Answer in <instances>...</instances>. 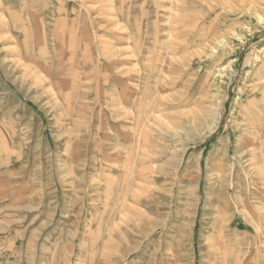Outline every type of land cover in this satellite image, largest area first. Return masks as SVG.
Listing matches in <instances>:
<instances>
[{
    "label": "rangeland",
    "instance_id": "374dc122",
    "mask_svg": "<svg viewBox=\"0 0 264 264\" xmlns=\"http://www.w3.org/2000/svg\"><path fill=\"white\" fill-rule=\"evenodd\" d=\"M0 7V264H264V0Z\"/></svg>",
    "mask_w": 264,
    "mask_h": 264
},
{
    "label": "bare ground",
    "instance_id": "6f19581e",
    "mask_svg": "<svg viewBox=\"0 0 264 264\" xmlns=\"http://www.w3.org/2000/svg\"><path fill=\"white\" fill-rule=\"evenodd\" d=\"M0 10H2V8L0 7ZM5 12L3 13V14H0V30L2 31V30H8V29H10V25L7 23V21H6V15H7V11L6 10H4ZM10 32V31H9ZM2 40H6V41H12V42H16L17 41V39L15 38V36L14 35H11V37H9V36H6V37H4ZM18 42V41H17ZM12 51V50H11ZM15 52V50H13V53ZM149 62V61H148ZM28 74H29V76L31 77V76H36L37 74L36 73H34V72H32V71H29L28 72ZM263 101H264V99H263ZM132 104V103H131ZM133 105V104H132ZM214 107V109H212ZM221 110H222V103L221 102H219L218 103V105H216V106H214V104L212 105V106H210V108H209V113L210 114H212L213 115V121H212V123L210 124V125H208L207 126V130L205 131V133L204 134H202L201 133V135H199L197 138H194V139H190V138H188V139H186V141L181 145V147L179 148L180 149V155L179 156H176L177 157V161H178V167H177V170H179V168H180V166H181V164L183 163V158H184V156H185V154L188 152V150H189V148H191V147H193V146H195V145H197V144H199V143H202V142H204L210 135H212L215 131H216V129L218 128V125H219V123H220V120H221ZM134 114V113H133ZM264 153V152H263ZM238 157V156H237ZM239 158V157H238ZM242 158V157H241ZM244 158V157H243ZM262 159H264V155H262V157H261ZM241 160V159H240ZM242 164V163H241ZM134 166H135V164H134ZM242 166V165H241ZM250 166V165H249ZM245 167V166H244ZM246 168V167H245ZM134 170V169H133ZM245 173H246V178L245 179H247L246 180V183L245 184H247V186H249L250 187V184H251V182H252V173L250 172V170L249 169H246V171H245ZM244 173V174H245ZM232 174V173H231ZM195 178V177H194ZM234 185V184H233ZM231 187V186H230ZM230 190V189H229ZM249 190V189H248ZM248 195H249V191H248ZM220 198H221V196H219ZM221 204V203H220ZM220 218V217H219ZM220 219H217V223H220ZM216 223V222H215ZM225 228V227H224ZM228 228V227H227ZM225 229H223V228H219L218 229V232H219V235H224V232L225 231H228V230H225ZM231 231V230H230ZM224 237V236H223ZM237 237V236H236ZM212 246H216V244H213ZM217 251V250H216ZM214 253H216L215 251H214ZM228 258V257H227ZM225 260H227L225 257L222 259V263H224L225 264Z\"/></svg>",
    "mask_w": 264,
    "mask_h": 264
}]
</instances>
